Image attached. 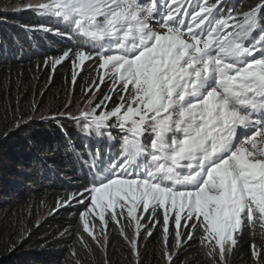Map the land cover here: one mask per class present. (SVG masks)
Returning a JSON list of instances; mask_svg holds the SVG:
<instances>
[{
  "label": "snow or ice",
  "instance_id": "obj_1",
  "mask_svg": "<svg viewBox=\"0 0 264 264\" xmlns=\"http://www.w3.org/2000/svg\"><path fill=\"white\" fill-rule=\"evenodd\" d=\"M18 10L45 21L26 31L69 42L45 69L70 64L73 87L95 73L77 111L71 99L47 114L34 103L9 129L77 126L81 146L65 147L83 183L51 214L78 208L80 248L110 264L112 224L133 264L155 232L164 264L193 245L204 264H233L250 236V264H264V0L239 10L229 0H25Z\"/></svg>",
  "mask_w": 264,
  "mask_h": 264
},
{
  "label": "trees",
  "instance_id": "obj_2",
  "mask_svg": "<svg viewBox=\"0 0 264 264\" xmlns=\"http://www.w3.org/2000/svg\"><path fill=\"white\" fill-rule=\"evenodd\" d=\"M253 2L229 0V6L239 10ZM9 4L0 0V264H74L73 249L81 264H104L100 251L90 254L76 243L77 207L51 214L59 196L83 183L80 166L65 147L69 141L81 146L75 123L63 120L61 128L37 119L9 131L20 115L31 114L34 103L39 113L47 114L76 100L88 73L94 72H83L73 87L70 64L59 66L54 74L45 69L44 58L58 55L69 42L52 33L26 31L24 26L45 21ZM112 229L110 224V264H133L126 242ZM250 243L251 237L245 236L233 264H250ZM160 246L159 232L142 241V264H164ZM185 260L204 264L198 245L187 248L176 264Z\"/></svg>",
  "mask_w": 264,
  "mask_h": 264
},
{
  "label": "rangeland",
  "instance_id": "obj_3",
  "mask_svg": "<svg viewBox=\"0 0 264 264\" xmlns=\"http://www.w3.org/2000/svg\"><path fill=\"white\" fill-rule=\"evenodd\" d=\"M11 1V4H9V8H19V6L25 2V0H10ZM8 4V3H7ZM95 77V73H88V77L87 79L85 80L83 86L87 83H89L90 79L91 78H94ZM82 91L81 94L77 95V98L76 100H72L73 101V108H72V111L75 112L77 111V107L79 105H82L84 103V100H83V87L81 89ZM101 90H102V93H107L108 92V87L107 86H104V85H101ZM99 95V94H98Z\"/></svg>",
  "mask_w": 264,
  "mask_h": 264
}]
</instances>
